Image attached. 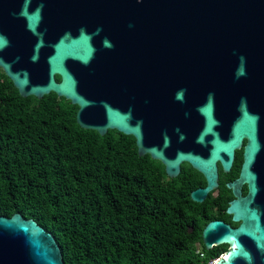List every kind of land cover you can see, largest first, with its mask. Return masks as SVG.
Wrapping results in <instances>:
<instances>
[{"label":"water","instance_id":"95a60500","mask_svg":"<svg viewBox=\"0 0 264 264\" xmlns=\"http://www.w3.org/2000/svg\"><path fill=\"white\" fill-rule=\"evenodd\" d=\"M0 68L24 98L77 105L81 128L134 137L168 176L193 165L209 183L191 194L200 202L218 186L220 153L243 136L256 148L246 108L264 109V0H0ZM236 110L235 141L222 143L216 114L229 122ZM210 135L212 157L192 155V138ZM250 202L229 209L238 229L204 230L208 248L232 246L214 264H264V222ZM0 264L65 262L55 236L16 213L0 215Z\"/></svg>","mask_w":264,"mask_h":264},{"label":"trees","instance_id":"16d2710c","mask_svg":"<svg viewBox=\"0 0 264 264\" xmlns=\"http://www.w3.org/2000/svg\"><path fill=\"white\" fill-rule=\"evenodd\" d=\"M78 110L55 93L22 97L0 68V215L38 222L65 264L214 260L182 254L179 213L189 193L168 183L160 162L139 155L134 137L81 128Z\"/></svg>","mask_w":264,"mask_h":264},{"label":"flooded vegetation","instance_id":"af4514ba","mask_svg":"<svg viewBox=\"0 0 264 264\" xmlns=\"http://www.w3.org/2000/svg\"><path fill=\"white\" fill-rule=\"evenodd\" d=\"M246 111L256 117L255 143L256 148L253 152L249 151L250 138L243 136L239 141V146L234 147L231 156L227 153H220L219 159L215 161L218 172V186L212 187L202 201H196L191 194L209 186L208 179L199 172L193 165L185 162L181 164V170L177 177H170L166 173L168 183L171 182L174 189L180 192L189 193V199L185 207L180 209V224L183 227L180 238L187 243L182 254L194 257H212L217 261L224 257L232 246L230 244H219L215 241L210 242V248L204 240V230L212 222H222L220 232L232 231L239 228L242 221H236L234 214L229 211L232 203L240 200L251 199L250 207L262 214L264 222V109L258 107H247ZM240 110H236L227 122L225 118L216 114L219 125L215 128L222 143L235 141L232 134V126L239 118ZM212 135L205 139V144H197V139L192 138V155L200 156L204 159L212 157L213 142ZM145 156L151 157L149 154ZM159 162V161H158ZM251 186L255 187L254 195L250 196ZM227 226L229 228H227ZM244 244L247 241L241 240ZM148 247V245H147ZM147 253L151 254L150 248ZM153 254L161 255L158 251Z\"/></svg>","mask_w":264,"mask_h":264},{"label":"built area","instance_id":"2783aa9c","mask_svg":"<svg viewBox=\"0 0 264 264\" xmlns=\"http://www.w3.org/2000/svg\"><path fill=\"white\" fill-rule=\"evenodd\" d=\"M215 263V261H211L209 264H214Z\"/></svg>","mask_w":264,"mask_h":264}]
</instances>
